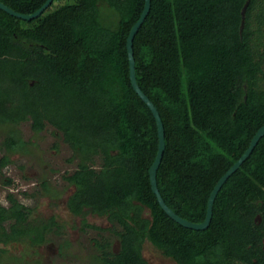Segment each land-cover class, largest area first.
I'll return each instance as SVG.
<instances>
[{"label":"trees","instance_id":"obj_1","mask_svg":"<svg viewBox=\"0 0 264 264\" xmlns=\"http://www.w3.org/2000/svg\"><path fill=\"white\" fill-rule=\"evenodd\" d=\"M31 13L45 0H0ZM150 0L132 41L135 77L156 106L164 150L158 190L179 216L202 221L218 178L264 124V0ZM144 0H51L24 19L0 8V168L29 152L18 125L51 126L75 167L66 208L103 216L89 264H150L145 240L177 264H264V135L226 178L205 228L172 219L151 190L155 118L129 79L126 37ZM1 173V170H0ZM11 178L4 183L10 184ZM45 192L49 185L40 181ZM50 190V189H49ZM0 202V243L39 245L60 224L31 217L13 192ZM145 209L147 213H144ZM5 247L0 246V263Z\"/></svg>","mask_w":264,"mask_h":264},{"label":"rangeland","instance_id":"obj_2","mask_svg":"<svg viewBox=\"0 0 264 264\" xmlns=\"http://www.w3.org/2000/svg\"><path fill=\"white\" fill-rule=\"evenodd\" d=\"M24 139L31 140L29 152L10 153V162L0 168V202L7 204L5 194L13 192L24 204L32 207L31 217L54 216L58 221L57 232H50L47 239L32 245L27 241L2 244L5 251L0 264H89L96 252L94 238H110L117 248L115 235L107 228L110 223L103 217L87 213V222L101 226L95 229L81 224L80 215L72 214L65 205L66 198L73 189L63 175L72 171L75 160L67 161L71 150L61 137L52 133L51 126L33 132L29 121L18 125ZM4 136L0 128V141ZM3 149L0 148V156ZM11 178L10 184L4 181ZM45 178L49 189L43 190L40 181ZM144 213H147L145 209ZM32 217V218H33ZM142 255L150 264H177L166 257L148 240L143 242Z\"/></svg>","mask_w":264,"mask_h":264},{"label":"water","instance_id":"obj_3","mask_svg":"<svg viewBox=\"0 0 264 264\" xmlns=\"http://www.w3.org/2000/svg\"><path fill=\"white\" fill-rule=\"evenodd\" d=\"M50 3H51V0H45L37 9H35L31 13H23V12L16 11L13 8L9 7L8 5L4 4L2 1H0V8L4 9L5 11H7L8 13H10L14 16L21 17V18L28 20V19H31V18L38 16L46 7H48L50 5ZM248 3H249V0H245L242 7H241V10H240V14H241V20H240V24H239L240 36L242 33V29L244 27V16H245V11H246V7H247ZM149 8H150V0H144V4H143V8H142L141 12H140L138 18L136 19V21L130 27L129 32L127 34L126 51H127V56H128L129 79H130L131 85H132L133 89L135 90V92L141 97V99L146 103V105L151 110V112L155 118V122H156V126H157V136H158L157 150H156V154L154 156V159L148 168L149 182H150L151 190L156 195L157 201L160 204V206L162 207V209L172 219H174L175 221L179 222L180 224H182L183 226H186V227H191V228H196V229L205 228L209 224L211 214H212L213 200H214V197H215L218 189L220 188L222 183L226 180V178L250 154V152L254 148V146L257 143L260 136L264 135V124L261 125L256 130V132L253 134V136L250 139L248 146L243 151V153L230 165V167L218 178V180L214 184L213 188L211 189V191L208 195L207 205H206V213H205V217L202 221L194 222V221L187 220V219L179 216L176 212H174L166 204V202L164 201L163 197L161 196V194L158 190L157 181H156V169L160 163L162 153L164 150V127H163V123H162V120L160 118V115L158 113L156 106L150 100V98L144 93V91H142V89L139 87V85L136 81L135 68H134V57H133V49H132V41H133L134 34L137 31V29L139 28L140 24L143 22L146 14L149 11Z\"/></svg>","mask_w":264,"mask_h":264}]
</instances>
